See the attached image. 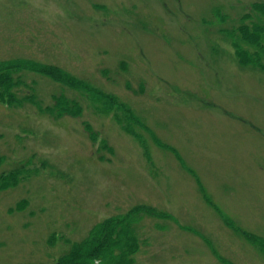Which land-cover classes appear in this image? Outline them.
<instances>
[{
  "label": "rangeland",
  "instance_id": "1",
  "mask_svg": "<svg viewBox=\"0 0 264 264\" xmlns=\"http://www.w3.org/2000/svg\"><path fill=\"white\" fill-rule=\"evenodd\" d=\"M255 3L0 0V63L77 79L20 69L10 89L21 103L0 101V173H18L0 188V264H51L68 241L139 205L163 216L141 215L135 264H264ZM254 24L259 44L241 38ZM58 95L80 110H39Z\"/></svg>",
  "mask_w": 264,
  "mask_h": 264
},
{
  "label": "trees",
  "instance_id": "2",
  "mask_svg": "<svg viewBox=\"0 0 264 264\" xmlns=\"http://www.w3.org/2000/svg\"><path fill=\"white\" fill-rule=\"evenodd\" d=\"M255 9L264 13V4L255 3ZM263 28L253 25L249 28L246 25L241 27V38L250 44H259L261 31ZM237 46V45H236ZM238 47V46H237ZM236 47V48H237ZM243 48V47H242ZM236 50L239 60H245L240 51ZM238 53V54H237ZM255 53V52H254ZM253 55H256L255 54ZM247 54V52H246ZM251 54H247L246 63L252 61ZM20 69L32 70L41 74H48L51 78L67 84H77V79L57 66L37 63L35 61H10L0 63V101L21 103L10 89L18 81L13 80V74ZM74 84V85H75ZM25 100L37 103L38 99L31 93L25 95ZM22 99V100H24ZM38 104V103H37ZM42 112L50 113L55 117L64 113H76L80 110L76 101L69 100L65 95L54 97V102L47 107H40ZM3 157L0 156V162ZM18 173L16 169L9 172L0 173V188L4 189L12 186L17 181ZM153 209L139 205L129 209L126 213L112 215L94 224L88 233L79 240L68 241V248L60 253L57 259L51 264H135V255L140 249L141 242L137 233V225L141 220V215L163 216V213H156ZM159 214V215H158Z\"/></svg>",
  "mask_w": 264,
  "mask_h": 264
}]
</instances>
